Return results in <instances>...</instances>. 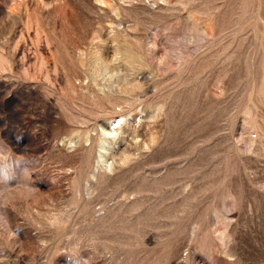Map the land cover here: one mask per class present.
I'll list each match as a JSON object with an SVG mask.
<instances>
[{"label":"rangeland","instance_id":"1","mask_svg":"<svg viewBox=\"0 0 264 264\" xmlns=\"http://www.w3.org/2000/svg\"><path fill=\"white\" fill-rule=\"evenodd\" d=\"M0 173V264H264V0H0Z\"/></svg>","mask_w":264,"mask_h":264},{"label":"bare ground","instance_id":"2","mask_svg":"<svg viewBox=\"0 0 264 264\" xmlns=\"http://www.w3.org/2000/svg\"><path fill=\"white\" fill-rule=\"evenodd\" d=\"M98 53V52H97ZM96 55V53L93 55V56H95ZM96 57V62H93V63H95L96 64V66H98V72L100 73V72H103V71H106L107 70V68H108V65L101 59V58H98L97 59V55L95 56ZM93 61V60H92ZM94 64V65H95ZM119 119H121V118H119ZM119 119H114V120H112L111 122H110V124H109V131H114L115 130V128L120 124L119 123ZM117 129V128H116ZM111 134V133H110ZM111 136V135H110ZM102 143H104V139L102 140Z\"/></svg>","mask_w":264,"mask_h":264},{"label":"clouds","instance_id":"3","mask_svg":"<svg viewBox=\"0 0 264 264\" xmlns=\"http://www.w3.org/2000/svg\"><path fill=\"white\" fill-rule=\"evenodd\" d=\"M26 171V170H25ZM0 175H3V173H0Z\"/></svg>","mask_w":264,"mask_h":264}]
</instances>
